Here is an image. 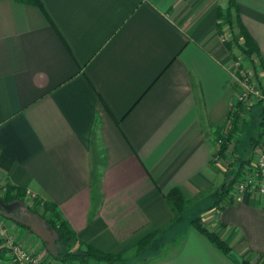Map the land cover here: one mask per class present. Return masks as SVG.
<instances>
[{
    "label": "crops",
    "instance_id": "1",
    "mask_svg": "<svg viewBox=\"0 0 264 264\" xmlns=\"http://www.w3.org/2000/svg\"><path fill=\"white\" fill-rule=\"evenodd\" d=\"M38 1L0 0V187L55 204L78 240L127 253L170 222L169 189L193 204L231 177L212 161L213 136L237 106L231 61L249 58L219 39L227 0ZM235 2L264 66V0ZM222 32L243 43L236 25ZM208 212L201 219L231 256L185 224L138 264H264V195ZM6 225L51 259L30 226Z\"/></svg>",
    "mask_w": 264,
    "mask_h": 264
},
{
    "label": "trees",
    "instance_id": "2",
    "mask_svg": "<svg viewBox=\"0 0 264 264\" xmlns=\"http://www.w3.org/2000/svg\"><path fill=\"white\" fill-rule=\"evenodd\" d=\"M33 3L40 5L38 0H32ZM237 15V6L235 0H227L226 6L217 7V28L219 33L222 34L223 28L228 27L230 30L235 25L240 28L243 35V43L238 44L233 38H230L225 43L234 42L240 49V51L246 55L252 66L257 70L261 65L259 62L255 64L252 58V54L256 52V46L251 37L245 32V29L239 22ZM258 125L260 132L258 136H251L248 141L249 148H244L242 151L243 156L237 152L236 143H232L234 139V131L238 130L235 123L229 134L223 138V142L219 147L220 155L224 156L225 151L238 154L236 157L237 164L235 165L236 171L229 179H226L218 190H215L209 194L211 198L210 206L218 205L226 199L231 182L234 180L237 174L248 165L251 157V152L254 144L264 132V102H259V120ZM222 136V135H219ZM234 160H229L226 164L227 169L233 166ZM5 190L0 194V200L5 206L10 205L16 201H23L25 197V190L19 186L11 183L4 184ZM164 198L168 208L171 211L172 217L170 222L161 229L152 231L143 236L133 248L127 253H113L101 250L91 244L82 242L76 238L74 230L68 224V222L59 214L56 205L36 198L30 206L27 207L28 211L37 212L44 221L45 230L53 237L52 250L51 247H47L46 242L42 241L46 247L48 254L51 256V260L57 261L58 264H138L146 262L150 257L158 254L162 247L176 237L181 227L185 224H189L194 227L198 232L204 235L217 249L222 253L231 256L233 248L230 243L221 237L215 230L207 226L199 215L190 218L188 221H184V213L187 209L186 202L176 187L169 189ZM41 204V210L37 211L36 206ZM209 207V206H208ZM72 240V242H70ZM75 242L76 245H72ZM237 264H255L246 257H240ZM262 264V263H260Z\"/></svg>",
    "mask_w": 264,
    "mask_h": 264
},
{
    "label": "built area",
    "instance_id": "3",
    "mask_svg": "<svg viewBox=\"0 0 264 264\" xmlns=\"http://www.w3.org/2000/svg\"><path fill=\"white\" fill-rule=\"evenodd\" d=\"M219 39L225 43L229 40L228 33L223 32L219 35ZM254 62L258 64L257 61ZM229 72L238 82L237 106L232 107L225 123L219 129H216V133L214 132L215 148L211 157L213 162L223 163L224 165L230 160V152L225 151L224 156L220 155L219 147L223 142V138L232 130L234 123L241 127L244 122L243 114L246 113L245 109L248 105L253 102L264 101V67L255 70L250 60L245 61L238 56L231 61ZM239 129L234 131V137L238 134ZM231 183L226 196L227 199L241 193L264 195V132L263 136L253 146L248 165L241 170L237 178ZM3 189V187H0V194L4 191ZM25 197L33 200L36 195L26 190ZM219 210L217 209V212ZM6 223L7 218L0 214V256L5 257L11 264H56L55 261L43 258L39 253L24 247L9 232Z\"/></svg>",
    "mask_w": 264,
    "mask_h": 264
},
{
    "label": "rangeland",
    "instance_id": "4",
    "mask_svg": "<svg viewBox=\"0 0 264 264\" xmlns=\"http://www.w3.org/2000/svg\"><path fill=\"white\" fill-rule=\"evenodd\" d=\"M259 102H255V103L253 102L250 105H248V107H246V109H245L246 113L243 114L244 122L241 125L238 134L235 135L234 139L232 140V143L233 144L236 143V145H237V152L236 153H238L239 155L241 153V156H243V154H242L243 149L249 148V145H248L249 138L251 136H258V134L260 132V128L258 125ZM262 136H263V134L261 135V137ZM236 153L230 152V156H229L230 158L229 159L231 161L232 160H234V161H233V166L229 168V172H228L229 177L236 174L235 173V171H236L235 165L237 164V162L235 160H236V157L238 156V154H236ZM239 174H237L235 178H237V176ZM235 178H234V180H235ZM2 187L4 188L3 190H5L4 185H2L1 188ZM0 193H1V191H0ZM209 194H207V196H205L204 198L202 197L201 199H197L193 204L191 202H186L187 209L184 213V221L183 222L188 221L190 218H192L196 215L200 216L201 210L202 211H209L208 214H210V212H211V214H214V215L218 213L217 209L219 210L220 206H218V205L210 206L211 198H210ZM35 199L36 198H34L32 200L28 197L21 202L17 201L15 203V205L11 204V205L6 206V207H9L12 211L17 212V215H19L20 213L21 214H25V213L29 214L30 211L27 210V207L30 206ZM36 210L40 211L41 205H37ZM31 212H34V211H31ZM35 213H37V212H35ZM50 237H51L50 239L53 238L51 235H50ZM47 244H48V242H47ZM51 244H52V240L48 244V246L51 247V250H52ZM55 263L58 264V262L56 260H55ZM105 264H107V263H105Z\"/></svg>",
    "mask_w": 264,
    "mask_h": 264
},
{
    "label": "water",
    "instance_id": "5",
    "mask_svg": "<svg viewBox=\"0 0 264 264\" xmlns=\"http://www.w3.org/2000/svg\"><path fill=\"white\" fill-rule=\"evenodd\" d=\"M0 214L6 218H11L20 221L22 224L30 226L41 238L46 242L47 247L51 242L50 234L44 228V221L38 213L29 212V214H15L7 210L3 202L0 200ZM48 242V244H47Z\"/></svg>",
    "mask_w": 264,
    "mask_h": 264
},
{
    "label": "flooded vegetation",
    "instance_id": "6",
    "mask_svg": "<svg viewBox=\"0 0 264 264\" xmlns=\"http://www.w3.org/2000/svg\"><path fill=\"white\" fill-rule=\"evenodd\" d=\"M5 207H6V206H5ZM6 209H7V210H10V208H9V207H6Z\"/></svg>",
    "mask_w": 264,
    "mask_h": 264
}]
</instances>
